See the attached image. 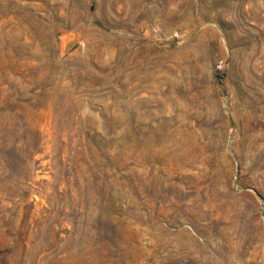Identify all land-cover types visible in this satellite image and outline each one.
<instances>
[{"label": "rangeland", "instance_id": "rangeland-1", "mask_svg": "<svg viewBox=\"0 0 264 264\" xmlns=\"http://www.w3.org/2000/svg\"><path fill=\"white\" fill-rule=\"evenodd\" d=\"M0 264H264V0H0Z\"/></svg>", "mask_w": 264, "mask_h": 264}, {"label": "water", "instance_id": "water-1", "mask_svg": "<svg viewBox=\"0 0 264 264\" xmlns=\"http://www.w3.org/2000/svg\"><path fill=\"white\" fill-rule=\"evenodd\" d=\"M73 45H74V41H71V42L67 43V44L65 45V50H66V51L69 50L70 48L73 47Z\"/></svg>", "mask_w": 264, "mask_h": 264}]
</instances>
